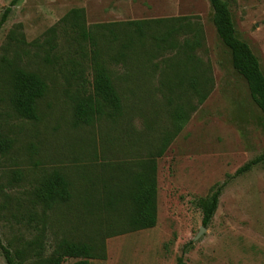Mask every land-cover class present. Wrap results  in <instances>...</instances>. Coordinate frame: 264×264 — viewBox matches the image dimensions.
Segmentation results:
<instances>
[{"label": "rangeland", "instance_id": "1", "mask_svg": "<svg viewBox=\"0 0 264 264\" xmlns=\"http://www.w3.org/2000/svg\"><path fill=\"white\" fill-rule=\"evenodd\" d=\"M12 1L0 0V19ZM228 3L237 36L250 46L264 74V0ZM73 9L85 11L87 27L189 17L204 36L196 54L214 79L207 100L193 112L198 100L191 90L161 85L171 54L150 63L126 60L109 66L122 100L120 114L77 124L75 108L82 95L65 68L70 48L63 32L59 30L57 40L63 60L53 67L44 62L43 51L29 45L41 42ZM13 30L19 38L24 35L27 46L7 53ZM4 55L41 73L48 83L38 121L23 120L6 101V75L0 71V126L14 142L8 155H0V239L10 250L28 249L26 264L49 257L59 240L81 239L98 225L123 220L106 201L128 190L125 168L131 177L138 175L154 157L156 227L106 238V260L91 264H264V163L235 177L264 154V122L247 81L234 69L231 53L217 35L209 0H20L0 30V59ZM86 64L90 91L93 77ZM182 102L190 105L189 121L157 158L173 130L171 110ZM56 171L68 179L74 197L48 208L38 202L36 192ZM222 184L218 210L205 227L197 201ZM0 264H7L1 251Z\"/></svg>", "mask_w": 264, "mask_h": 264}, {"label": "trees", "instance_id": "2", "mask_svg": "<svg viewBox=\"0 0 264 264\" xmlns=\"http://www.w3.org/2000/svg\"><path fill=\"white\" fill-rule=\"evenodd\" d=\"M20 0H13L3 10L0 19V30L7 23L13 8ZM230 1L209 0L214 12V26L222 43L231 53L234 69L247 81L251 96L262 113L264 122V74L261 65L250 46L237 36ZM71 27V32L68 29ZM19 25L17 28H21ZM63 27V28H61ZM59 30L71 50L66 49L68 74L78 86L82 95L75 108L77 124L90 125L96 119H115L122 110V100L111 78L110 65L126 60L151 62L156 58H166L169 62L167 71L163 73L161 85L169 90H191L197 98V105L192 106L194 112L204 104L214 88L211 71L204 66L197 56V50L203 45V33L200 25L191 23L189 17H176L153 20L113 22L86 26V13L83 9H73L60 24L50 28L43 40H36L29 45L44 53V62L54 66L63 60ZM5 52L12 48L24 51L27 46L24 35L17 31L10 33ZM19 55V54H17ZM74 55H78L77 60ZM92 72L91 90L87 86L86 62ZM8 55L0 59V71L6 75V95L14 114L28 121H38L40 101L48 92V83L41 73L27 70L12 63ZM171 70V74L168 71ZM0 72V74H1ZM187 103V102H186ZM176 105L170 113L173 130L166 134L164 145L157 153V158L164 153L172 139L180 133L189 121L186 107L188 103ZM13 140L2 131L0 126V155L6 156L13 148ZM264 163V154L241 167L235 177L251 172ZM124 168L120 167L122 171ZM126 169L129 179L127 191L119 192L118 197L106 201L113 213L122 214L123 220L115 223L98 225L92 235L81 239H62L56 242L52 254L36 261V264H64L69 259L77 260L74 264H91L92 260H106V238L127 232L150 230L157 224V163L156 157L150 158L143 165V171L131 177L130 169ZM226 184L217 186L213 193L205 199H199L197 206L203 213V225L208 227L219 207L220 198ZM3 189L0 187V192ZM38 202L45 207L68 204L73 200L71 184L64 174L56 171L48 176L36 192ZM90 201H87V204ZM113 228L119 231L110 233ZM106 229V232L104 230ZM0 251L7 264H26L28 249H12L5 246L0 239Z\"/></svg>", "mask_w": 264, "mask_h": 264}, {"label": "water", "instance_id": "3", "mask_svg": "<svg viewBox=\"0 0 264 264\" xmlns=\"http://www.w3.org/2000/svg\"><path fill=\"white\" fill-rule=\"evenodd\" d=\"M204 231H205V228H203V229L200 231V233H199L197 239L203 234Z\"/></svg>", "mask_w": 264, "mask_h": 264}]
</instances>
